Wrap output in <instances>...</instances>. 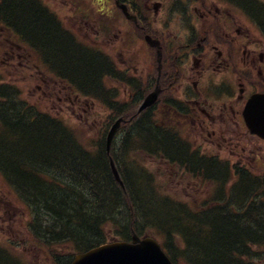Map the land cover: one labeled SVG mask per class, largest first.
<instances>
[{
  "label": "trees",
  "instance_id": "trees-1",
  "mask_svg": "<svg viewBox=\"0 0 264 264\" xmlns=\"http://www.w3.org/2000/svg\"><path fill=\"white\" fill-rule=\"evenodd\" d=\"M0 15L45 48L53 46L56 51L49 59L79 86L97 88L101 61L87 50L75 51L45 11L30 2L4 0ZM65 48L76 68L61 59L67 56ZM16 92L12 85L0 84V123L8 135L0 136V170L13 195L31 209L30 234L54 264H68L69 257L110 238L130 240L133 233L158 237L174 264H258V247H264V185L258 187L255 179L241 174L236 193L230 201L222 200L226 172L191 153L184 140L162 129L153 117L137 121L133 133L128 128L124 141L108 154L105 139L84 145L73 130L47 114L34 113L25 101L19 103ZM142 155L195 173L203 170L221 186L217 206L198 213L168 199ZM111 158L124 188L112 174ZM62 244H70L72 252L61 255L57 248ZM11 253L0 245V264H22Z\"/></svg>",
  "mask_w": 264,
  "mask_h": 264
},
{
  "label": "flooded vegetation",
  "instance_id": "flooded-vegetation-1",
  "mask_svg": "<svg viewBox=\"0 0 264 264\" xmlns=\"http://www.w3.org/2000/svg\"><path fill=\"white\" fill-rule=\"evenodd\" d=\"M12 1L38 6L73 47L96 53L104 66L97 80L104 92L94 88L101 102L123 103L129 114L156 91L158 99L145 118L177 125L194 149L224 160L227 169H248L264 178V137L248 127L252 120L262 129V106L246 111L252 97L264 94V0H58L72 11L68 20L53 1ZM97 35L100 43L124 36V45L105 51L92 40ZM22 42L15 45L17 53L4 49L3 59H17L29 72L16 70L21 75H44L38 64L30 65L39 53L27 52ZM51 63L45 81L51 97L80 102L66 84L74 76Z\"/></svg>",
  "mask_w": 264,
  "mask_h": 264
},
{
  "label": "rangeland",
  "instance_id": "rangeland-1",
  "mask_svg": "<svg viewBox=\"0 0 264 264\" xmlns=\"http://www.w3.org/2000/svg\"><path fill=\"white\" fill-rule=\"evenodd\" d=\"M52 1L57 5V8L60 10V16L64 19L67 18L68 20L70 18L69 16L72 15V11L68 9V6L64 4L66 8L65 9L63 5H59L58 0H44V2L48 3V5H52ZM114 34L115 32L112 33L113 36ZM7 35L9 36V34ZM99 35L94 36L96 40L93 38L92 40L96 41V46H100L105 51L112 52L111 48H118L119 46L124 45L123 42L120 43L121 39L124 38V36L118 41H116V39L112 37L111 39H105L104 42L100 43ZM30 38L33 40L32 37ZM52 39L54 40V37H52ZM134 43H136L135 45H139V38L137 40H134ZM10 47L12 46L9 44H5L3 46L2 43V45L0 46V51L4 49H9ZM40 48L47 54L48 57L50 56V54H54V51H56L53 46L52 48H45L41 45ZM74 50L78 51L76 47H74ZM64 51L66 52L67 56L65 58H60L62 60H65L70 67L76 68L77 64L73 62V59L69 58L71 53L68 52V48H65ZM61 52H63L62 46ZM117 53L118 52H115L116 55ZM3 57L4 56L0 54V71L2 73V66L3 68H5L4 71L8 72V61L3 59ZM11 63V69H14V65L18 64L15 60ZM55 66L58 69L62 70L64 73H69L66 70H63L61 66H58L56 63ZM13 78L14 80L16 79L15 77ZM16 80L21 90L23 91V99L27 101L29 106L34 108L38 107L42 112H46L53 116H59L62 120L65 121L66 124L71 127L81 128L85 135L84 139L87 138L91 140L98 137L100 131L102 130V126L105 122V119L109 115L107 113V110L99 108V101H91V99H88L68 104L61 103L55 96H53V98L51 97L49 91L46 89L45 82L43 84L40 81L33 79L32 77L23 76L19 77ZM94 86H97L101 92H104L103 88L100 87V84H96V81H94ZM121 95L124 99L127 97V94L124 93L123 90L121 91ZM98 112L100 114H98ZM90 113L93 115H90ZM117 137L118 136H116V138ZM25 162L27 161H23L24 166L25 164H27ZM143 162L147 164L150 169L156 174L155 181L159 183L161 190L168 197H170L173 202H187V205H191L195 208H197V202H211L214 190V186L212 184H205L204 182L201 184L199 180L193 179L189 175H183L177 169H174L168 166L167 164L160 162L159 160L154 161L148 158H144ZM28 163L31 162L29 161ZM29 221L30 216L28 215L25 208L17 201H15L14 198H12L10 195H7V187L3 184L2 180L0 179V238H3L7 242H11V246H13L17 250V253L25 259L27 264H53L50 260L47 259V254L42 251L35 242H32L28 239L27 230H25V224H27ZM67 249V244L59 246L61 254H65L66 252H68ZM62 261H64V259ZM262 264H264V261L262 262Z\"/></svg>",
  "mask_w": 264,
  "mask_h": 264
},
{
  "label": "water",
  "instance_id": "water-1",
  "mask_svg": "<svg viewBox=\"0 0 264 264\" xmlns=\"http://www.w3.org/2000/svg\"><path fill=\"white\" fill-rule=\"evenodd\" d=\"M155 101L154 96L146 100L141 110ZM119 123L110 131L108 144H110ZM115 178L120 181V176L111 162ZM72 264H172L163 253L160 245L151 238L140 240L134 236L133 243L115 242L95 248L85 254L78 255Z\"/></svg>",
  "mask_w": 264,
  "mask_h": 264
},
{
  "label": "bare ground",
  "instance_id": "bare-ground-1",
  "mask_svg": "<svg viewBox=\"0 0 264 264\" xmlns=\"http://www.w3.org/2000/svg\"><path fill=\"white\" fill-rule=\"evenodd\" d=\"M31 44H32L33 46H35V47H41V44L38 43L37 41H34V40H31ZM105 70L110 71V69H105Z\"/></svg>",
  "mask_w": 264,
  "mask_h": 264
}]
</instances>
